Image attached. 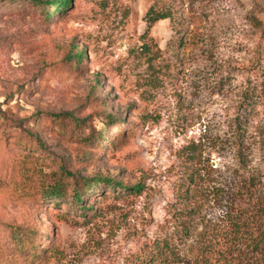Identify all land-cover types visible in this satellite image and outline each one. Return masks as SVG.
Listing matches in <instances>:
<instances>
[{
  "label": "rangeland",
  "instance_id": "obj_1",
  "mask_svg": "<svg viewBox=\"0 0 264 264\" xmlns=\"http://www.w3.org/2000/svg\"><path fill=\"white\" fill-rule=\"evenodd\" d=\"M156 1L72 0L47 18L0 0V264H202L230 237L229 254L250 255L260 216L240 192L255 177L264 198V100L252 111L244 93L264 81V0H170L183 42L171 51V21L157 22L150 61ZM63 172L142 190L103 182L79 205Z\"/></svg>",
  "mask_w": 264,
  "mask_h": 264
},
{
  "label": "trees",
  "instance_id": "obj_2",
  "mask_svg": "<svg viewBox=\"0 0 264 264\" xmlns=\"http://www.w3.org/2000/svg\"><path fill=\"white\" fill-rule=\"evenodd\" d=\"M72 0H51L47 1L44 4L40 1L32 0V2L37 4H43L44 7L43 11L46 14L47 18H51L54 14V12H63L67 8L70 7ZM169 19L172 24V28L174 31V37L171 39V41L168 43V47L171 51H175L179 48L180 44H182V33L184 30V25L182 22V19L179 16H176V12L174 11V5L170 0H157L147 11L144 21L146 22L147 25V30H146V38L145 43L142 46V54L146 57H148L150 61H155L158 59V54H157V47L156 44L153 40L152 37H150V32L152 28L155 26V24L159 21L162 20H167ZM80 58H84L83 53L79 55ZM262 86V87H261ZM257 88V89H256ZM255 89L251 88L248 91L244 93V97L246 98V102L249 104L247 106L250 108V110H254L257 104L259 102L254 101L255 98L257 100L261 101L262 99L264 100V81L261 82L260 85H258ZM258 88L261 89V91H258ZM247 109V111H250ZM50 117H52L54 120L65 122L69 121L71 123H74L75 125H79L82 120L77 119L73 116L72 113H61V114H50ZM241 119L239 118L237 120V125L238 128L240 129V135L242 138H239L237 141L236 145V156L238 159V162L240 163L241 167L243 169H247L250 165L249 163V150L245 146V139H244V132L246 131L244 127L241 125ZM241 123V124H240ZM36 142L38 145L42 146L39 139L35 138ZM43 147V146H42ZM37 150L33 145L30 147L24 146L23 147V152L24 156L23 158L27 161H33V160H38L34 157H32V151ZM34 158V159H33ZM66 174V178H71L74 181V184L77 186L74 189V194H73V199L75 202L79 205H81L84 201V197L86 195V190L87 188H91L92 186H97L106 183L105 185H109L110 188L112 187L114 190V187L118 186V189H120V192L123 190L129 191L133 190L132 192L136 194H140L142 187L141 186H134L133 188L129 189L127 186L123 185L122 183H112L108 181H95L92 183L86 182L87 180L85 179H79L77 175H73L71 173L63 172ZM62 176V175H61ZM65 178V179H66ZM255 177H251L247 182H245L242 186V190L240 192L241 195H246L248 199H250V203L252 204L251 211L254 212L255 214L260 216V221L258 225V235L255 237H250L249 241V246L251 249V253L248 257L243 258L241 261L239 259H236L233 257L234 255L229 254V250L232 247V241L231 238H224L225 242V249H217V248H209L208 249V255L204 259L202 264H214L213 262L216 259V262H220L222 264H264V198L260 196L258 193V185L254 181ZM65 179L63 182V178L61 177L59 181L54 182L49 186L50 189H52V193L57 196V197H62L65 194L64 188H65ZM67 180V179H66ZM104 182V183H103ZM88 192V190H87ZM183 198H188L187 196H183ZM241 224L238 223L235 227L236 230H240ZM184 229H187L184 228ZM183 229V230H184ZM15 235L21 242L22 235L24 234L21 231L16 230ZM237 237V236H236ZM235 237V238H236ZM24 244V242H23ZM163 247L167 248V245L163 244ZM164 248L163 250H159V252L165 251ZM211 254V257L209 256ZM212 258V259H211ZM209 260V261H208Z\"/></svg>",
  "mask_w": 264,
  "mask_h": 264
}]
</instances>
